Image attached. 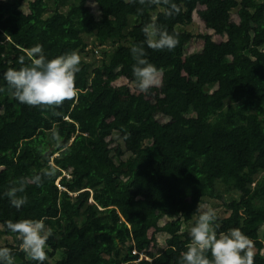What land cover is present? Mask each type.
Masks as SVG:
<instances>
[{"label": "trees", "instance_id": "trees-1", "mask_svg": "<svg viewBox=\"0 0 264 264\" xmlns=\"http://www.w3.org/2000/svg\"><path fill=\"white\" fill-rule=\"evenodd\" d=\"M23 2L0 0V222L45 218L52 235L43 264L49 258L53 264H180L191 239L181 215H199L205 198L219 199L230 213L217 216V232L240 228L254 243V264H264V205L251 198L264 170V0H171L180 8L171 17L167 6L138 0H30L28 12ZM195 11L207 29L226 36L227 56L210 34L200 36V51L189 53L194 35L182 28ZM153 22L179 40L167 61H159L162 50L143 43L142 29ZM86 36L115 46L102 48L98 65L81 58L78 97L57 108L59 115L14 97L4 73L19 69L22 56L30 62L26 50L39 44L48 59L79 54ZM133 44H143L149 62L166 74L162 93L151 88L155 101L143 115L122 98L130 86L112 83L119 75L135 82ZM53 129L62 138L59 148ZM115 132L124 146H111ZM50 162L56 175L42 186L29 181L28 203L13 207L4 195L12 182ZM223 178L235 183L237 196L222 186ZM157 232L168 234L158 253L149 249ZM20 243L0 241V247L10 248L19 264H39Z\"/></svg>", "mask_w": 264, "mask_h": 264}, {"label": "clouds", "instance_id": "clouds-1", "mask_svg": "<svg viewBox=\"0 0 264 264\" xmlns=\"http://www.w3.org/2000/svg\"><path fill=\"white\" fill-rule=\"evenodd\" d=\"M138 2L141 5L146 2L163 4L167 6L166 15L169 17L180 13L179 6L171 0H138ZM142 31L145 35L143 43L153 50L171 51L179 43L176 35L169 34L166 28L154 22L146 24ZM130 52L135 62L132 65V74L139 92L148 93L151 88L160 86L163 70L149 62L143 44H133ZM26 56L29 63L26 64L25 57L22 56L19 60L22 66L19 69L9 68L4 73L8 89L21 104L59 115L56 112L57 108L61 107L65 101L78 97L76 74L81 70L80 55L72 51L48 59L43 47L37 44L26 50ZM51 139L57 148L61 147L62 138L55 129L51 132ZM56 172V166L50 162L48 167L39 173L14 180L4 195L13 207L20 209L28 203L24 193L29 181L42 186L44 178L51 179ZM216 219V213L210 207L200 212L190 229L191 239L186 245V251L181 254L180 264H254L253 241L238 227L218 233L214 223ZM6 228L17 234L21 241L20 250L29 259L43 264L47 259L45 251L47 241L52 235V229L46 225L45 218H25L15 222L8 220ZM0 264H14L10 248L0 247Z\"/></svg>", "mask_w": 264, "mask_h": 264}, {"label": "rangeland", "instance_id": "rangeland-1", "mask_svg": "<svg viewBox=\"0 0 264 264\" xmlns=\"http://www.w3.org/2000/svg\"><path fill=\"white\" fill-rule=\"evenodd\" d=\"M29 1L30 0H24L23 5H22V8L26 12L29 11V8H28ZM89 4H90V7L93 10V12L98 16L99 15V9H98V5L96 4V2L90 1ZM202 8H204V6H198V9H202ZM62 9H66V7H63ZM231 17L235 21L239 20L240 16L238 14L237 9L232 10ZM182 29H187L190 32H192L194 35V38L192 39V41L189 43V46H188L189 53H194V52L200 51L203 44H204V39L200 38V36H202L203 34H210L211 41H213L214 43H217V44H221V46H222L221 53L223 54V56L228 55L229 44L227 43L226 36L224 34L214 32V30L207 29L204 22L202 21L199 14L197 13V11H195L193 14V22L187 26H184ZM180 30H181L180 27L177 28V31H180ZM86 41H87V47H86L84 52H79V55L82 59H84L86 61L93 62L94 65H98L101 63V60L103 57L102 48H104L108 51H111V50H113V47L115 46L114 44H111V43H107L105 45L99 46L93 41L92 36H86ZM174 50H175V48L171 51H169L167 49L162 50V55L160 56L159 61H161V62L167 61L170 58V56ZM233 61L236 62L237 61L236 58H233ZM209 66H210V64H208L207 66H205L203 68V70H202L203 76L206 75ZM231 67H232V65H226L227 69H231ZM165 77H166V74L164 71H162V76H161L162 82H161V85L157 87L159 89V93H162V88L164 85ZM112 83L115 85L128 84L130 86V88H131L130 94L129 95L123 94L122 98L125 100L129 99L133 103H137L139 106V110H140L141 115H143L145 109L148 108L149 106H151L155 101V96H156L157 91L150 89L148 91V93H141V92H139V90L136 87V82H130L124 76H121V75L117 76L112 81ZM109 140H110L111 146L113 148H115L117 146V144L124 146V143H123L120 135L117 132L112 134V136L109 137ZM129 154L130 153L127 152L124 155V158L128 157ZM222 186L225 189H227L228 191L230 190V194H232V196L238 195L237 192H235V183L228 180L227 178H223ZM226 195H228V193ZM251 198H252V201L254 202L255 205H264V170L259 171L258 174L255 176V182L253 184ZM209 207L215 211L216 216H218V217H226L230 213L229 210H227V208L223 204L222 200H219V199L205 198V200L201 206V212L205 211ZM198 216L199 215H197V214H192L190 211L184 212L181 215V218L183 220L182 231H190L191 227L195 224V221L198 218ZM167 220L168 219L164 218L160 221L159 224L163 225ZM154 232L155 231L153 228L150 229L149 235L152 236ZM167 237H168V234L165 232L155 233V238L157 240V243L155 245H151V247L149 249L158 253L159 251H161L162 249H164L166 247ZM259 237L264 243V225L262 226V228L260 230ZM17 238H18L17 234L10 232L6 228V225H3L0 222V241L2 244H11V243L14 244L16 242ZM142 255H144V257H146L145 254H142ZM57 257H60V255L58 254ZM49 260H50L51 264H53L55 262L54 259L49 258ZM14 264H19V263L14 261Z\"/></svg>", "mask_w": 264, "mask_h": 264}, {"label": "built area", "instance_id": "built-area-1", "mask_svg": "<svg viewBox=\"0 0 264 264\" xmlns=\"http://www.w3.org/2000/svg\"><path fill=\"white\" fill-rule=\"evenodd\" d=\"M134 252H135V251H134ZM143 257H144V255H142V256L140 257V259L143 258Z\"/></svg>", "mask_w": 264, "mask_h": 264}]
</instances>
